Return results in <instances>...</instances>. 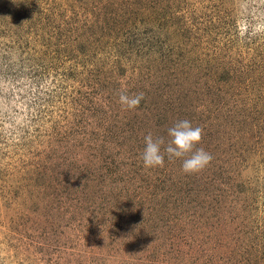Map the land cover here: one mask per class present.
Returning a JSON list of instances; mask_svg holds the SVG:
<instances>
[{"label":"rangeland","instance_id":"374dc122","mask_svg":"<svg viewBox=\"0 0 264 264\" xmlns=\"http://www.w3.org/2000/svg\"><path fill=\"white\" fill-rule=\"evenodd\" d=\"M0 264H264V0H0Z\"/></svg>","mask_w":264,"mask_h":264},{"label":"clouds","instance_id":"9594fccd","mask_svg":"<svg viewBox=\"0 0 264 264\" xmlns=\"http://www.w3.org/2000/svg\"><path fill=\"white\" fill-rule=\"evenodd\" d=\"M143 99V92L129 94L126 89L119 92V103L126 110L137 108ZM202 132V128L193 125L190 120L177 119L166 129L167 140L164 136H154L152 132L144 135V146L139 158L145 168L163 166L165 156L169 160L180 159L181 170L185 174L197 173L213 158L205 148L197 146Z\"/></svg>","mask_w":264,"mask_h":264}]
</instances>
